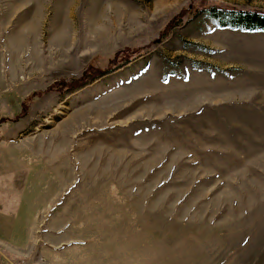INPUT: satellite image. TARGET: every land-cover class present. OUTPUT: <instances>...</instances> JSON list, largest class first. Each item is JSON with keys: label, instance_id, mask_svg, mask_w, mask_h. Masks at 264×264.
<instances>
[{"label": "rangeland", "instance_id": "obj_1", "mask_svg": "<svg viewBox=\"0 0 264 264\" xmlns=\"http://www.w3.org/2000/svg\"><path fill=\"white\" fill-rule=\"evenodd\" d=\"M209 6L264 0H0V264H264V31Z\"/></svg>", "mask_w": 264, "mask_h": 264}, {"label": "trees", "instance_id": "obj_2", "mask_svg": "<svg viewBox=\"0 0 264 264\" xmlns=\"http://www.w3.org/2000/svg\"><path fill=\"white\" fill-rule=\"evenodd\" d=\"M205 14L220 28L240 29L244 31H264V11L209 6ZM129 57L124 61H131Z\"/></svg>", "mask_w": 264, "mask_h": 264}]
</instances>
